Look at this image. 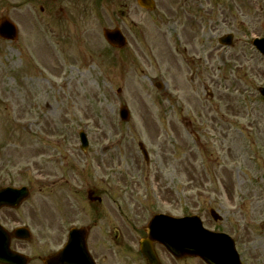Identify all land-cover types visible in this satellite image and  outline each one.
Listing matches in <instances>:
<instances>
[{
  "label": "rangeland",
  "instance_id": "obj_1",
  "mask_svg": "<svg viewBox=\"0 0 264 264\" xmlns=\"http://www.w3.org/2000/svg\"><path fill=\"white\" fill-rule=\"evenodd\" d=\"M24 1L0 0V18L20 32L18 43L0 40V178L31 188L20 208L1 212L6 228L24 226L31 234L12 248L30 257L52 254L78 220L94 224L88 245L95 252L99 244L108 255L121 246L123 262L131 264L132 256L125 257L131 238L113 239L121 229L117 210H150L161 198L174 216L200 210L208 227L239 234L243 258L264 264V101L258 93L264 59L252 46L253 38L264 37V0H215L223 15L206 7L200 18L198 0L186 4L191 15H182L174 0H156L154 15L135 0H74L57 24L47 17L48 6L42 30L29 9L34 4ZM115 27L127 40L121 50L102 39L103 29ZM228 34L231 45H219ZM121 106L129 110L127 122L119 120ZM80 132L86 152L79 149ZM99 177L106 183L97 184ZM91 186L103 209L87 208ZM161 263L171 261L163 255ZM180 264L203 263L185 258Z\"/></svg>",
  "mask_w": 264,
  "mask_h": 264
},
{
  "label": "water",
  "instance_id": "obj_2",
  "mask_svg": "<svg viewBox=\"0 0 264 264\" xmlns=\"http://www.w3.org/2000/svg\"><path fill=\"white\" fill-rule=\"evenodd\" d=\"M105 38L114 46L121 47L122 46V38L120 37L119 32H110L105 31L104 32ZM228 44H230V41L227 40ZM260 52L264 54V41L263 42H255L254 44ZM123 118L124 120L127 119V112L126 110L123 112ZM23 197L19 198V202L22 200ZM1 204L0 206H2ZM187 225L183 228H176L174 232L179 233L182 236V240L185 242V245L183 247L179 248V251H173L175 255H178L180 253V256L182 255H189V256H199L198 253H196V249H198V246H200V249H204L209 258L206 260L203 256L201 258L205 259L209 262V264H213V261L220 255V254H226V251L223 247L228 248L229 244L227 242H223L222 244L216 245H210L209 241L203 237L199 236V225L194 220H188L186 221ZM25 232V231H24ZM16 232L15 236L17 239H28L29 235L27 232ZM24 233V234H23ZM81 237V236H80ZM155 240H158L159 238L157 236H154ZM158 238V239H156ZM205 240L206 242L202 241ZM159 241V240H158ZM212 241H215L212 240ZM211 241V242H212ZM9 242L10 237L8 234L4 233L0 229V262L4 264H26L25 258L22 256H18L14 253H12L9 250ZM83 243V242H82ZM67 247L64 249L65 251L63 253H60L59 255L51 258V259H45L43 261L44 264H68L64 260L63 254L67 252Z\"/></svg>",
  "mask_w": 264,
  "mask_h": 264
},
{
  "label": "flooded vegetation",
  "instance_id": "obj_3",
  "mask_svg": "<svg viewBox=\"0 0 264 264\" xmlns=\"http://www.w3.org/2000/svg\"><path fill=\"white\" fill-rule=\"evenodd\" d=\"M183 1H184V5H186V0H183ZM167 7H168V4H167ZM216 9L218 10V7H216ZM94 196H96L95 192H94ZM98 203L99 205L101 204L100 199ZM105 233H106L105 231H102V235H101L104 239L106 238ZM89 234H90V226H89V231H88V238L86 239V245H88V239L89 240L91 239V237L89 238ZM95 235L96 234L92 236V242L96 240L97 235L96 236ZM94 248L96 249V252L91 247H89L88 249L90 250L92 259L95 264H120L121 263V252L119 250L118 251L115 250L114 253H110V255H108L107 249L104 245L99 244L97 247H94ZM112 257L114 261L112 260Z\"/></svg>",
  "mask_w": 264,
  "mask_h": 264
},
{
  "label": "bare ground",
  "instance_id": "obj_4",
  "mask_svg": "<svg viewBox=\"0 0 264 264\" xmlns=\"http://www.w3.org/2000/svg\"><path fill=\"white\" fill-rule=\"evenodd\" d=\"M43 57H44V53H43Z\"/></svg>",
  "mask_w": 264,
  "mask_h": 264
}]
</instances>
